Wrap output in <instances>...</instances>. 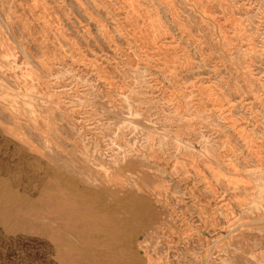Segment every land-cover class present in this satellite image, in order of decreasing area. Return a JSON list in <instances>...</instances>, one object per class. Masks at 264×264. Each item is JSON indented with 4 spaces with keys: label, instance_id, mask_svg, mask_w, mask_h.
Returning <instances> with one entry per match:
<instances>
[{
    "label": "rangeland",
    "instance_id": "374dc122",
    "mask_svg": "<svg viewBox=\"0 0 264 264\" xmlns=\"http://www.w3.org/2000/svg\"><path fill=\"white\" fill-rule=\"evenodd\" d=\"M0 264H264V0H0Z\"/></svg>",
    "mask_w": 264,
    "mask_h": 264
},
{
    "label": "bare ground",
    "instance_id": "6f19581e",
    "mask_svg": "<svg viewBox=\"0 0 264 264\" xmlns=\"http://www.w3.org/2000/svg\"><path fill=\"white\" fill-rule=\"evenodd\" d=\"M6 152V151H5ZM16 185V184H15ZM17 199V198H16ZM12 212V211H11Z\"/></svg>",
    "mask_w": 264,
    "mask_h": 264
}]
</instances>
